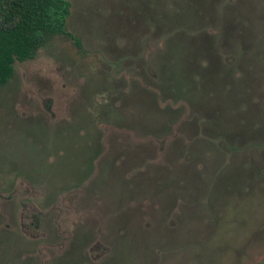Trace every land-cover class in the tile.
<instances>
[{"label": "rangeland", "instance_id": "obj_1", "mask_svg": "<svg viewBox=\"0 0 264 264\" xmlns=\"http://www.w3.org/2000/svg\"><path fill=\"white\" fill-rule=\"evenodd\" d=\"M0 89V264H264V0H70Z\"/></svg>", "mask_w": 264, "mask_h": 264}, {"label": "trees", "instance_id": "obj_2", "mask_svg": "<svg viewBox=\"0 0 264 264\" xmlns=\"http://www.w3.org/2000/svg\"><path fill=\"white\" fill-rule=\"evenodd\" d=\"M70 0H0V89L13 77L14 64L34 59L53 36L78 38L67 31Z\"/></svg>", "mask_w": 264, "mask_h": 264}]
</instances>
